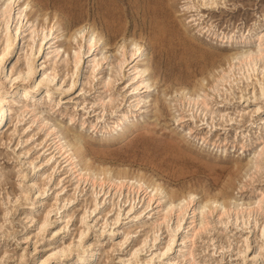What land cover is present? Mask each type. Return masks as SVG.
I'll return each instance as SVG.
<instances>
[{
    "label": "rangeland",
    "instance_id": "1",
    "mask_svg": "<svg viewBox=\"0 0 264 264\" xmlns=\"http://www.w3.org/2000/svg\"><path fill=\"white\" fill-rule=\"evenodd\" d=\"M27 1L23 36L0 66V97L20 100L0 128V264H264L263 218L248 207L264 191L261 162L250 161L264 140V75L230 58L245 51L236 37L264 23V0ZM29 20L52 26L67 61H53L49 39L30 55L29 76L12 83L10 68L17 72L29 56ZM78 25L94 26L107 44L84 54L72 73L65 37ZM131 41L143 46L146 92L131 89ZM119 44L128 57L118 70ZM106 54L92 69L93 56ZM52 69L45 100L40 76ZM38 80V91L11 96ZM105 175H126L120 191L118 177ZM133 177L140 188L128 189ZM157 184L165 195L148 201ZM188 194L173 231L178 206L166 219L162 207ZM212 196V210L192 213ZM227 202L238 211H224Z\"/></svg>",
    "mask_w": 264,
    "mask_h": 264
},
{
    "label": "bare ground",
    "instance_id": "2",
    "mask_svg": "<svg viewBox=\"0 0 264 264\" xmlns=\"http://www.w3.org/2000/svg\"><path fill=\"white\" fill-rule=\"evenodd\" d=\"M18 1L19 0H12V7L9 9L8 14H5L3 11H0V15L2 17L0 19V34L2 37L1 42H0V55H2L4 57L3 60H0V66H2L3 69H4V66L6 67V60L9 56L10 52L12 51V48L14 47V45L16 43L19 42V37L22 38V36H23L24 30H23L22 21L24 19H25V22L28 21L26 9L29 8V5H28L29 1L22 0L21 3H19ZM6 2H7V0H1L0 9H2L3 4ZM14 5H18V8L16 9V11H14ZM12 21H14L13 28H11V24H10V22H12ZM29 23H30V25H29V32H28V37H27L28 40L26 42V46L28 48V55L29 56H24L23 66L21 68H19L17 70V72H12V69L10 68L9 73L11 74V76L16 74L13 77H10V82H12L13 80L19 79V78L29 76V74L32 70V67L30 66V64L28 62L30 55L35 54L36 52L38 53L40 51V49L45 46V43L49 39H50V41H49L47 48L51 47L50 52L53 53L52 54L53 61L55 62L56 59H57V61H59L61 59L64 62L67 61V58H63V54L66 53V50L59 43H57V40H58L57 38L59 35L57 33H54V31H52V26H50L45 31L46 26L40 25L39 28H36L34 26V23L31 20H29ZM50 35H51V37L48 38V36H50ZM36 37H38L37 40H36ZM106 42L107 41H104L102 39V36L95 30V27L91 26V25L88 26L87 30H85V26L78 25L72 31H70L67 34V36L65 37V45H66L67 49L71 50V52H72L71 57H70V67L72 69L71 72L75 73V70H76L77 66L79 65L84 54L90 52L96 46H100L99 52H101V50L103 48H105V46L107 44ZM130 44L132 47L128 51V56H129V59H131V61H134V63L127 68L130 70L129 79L132 80V83L130 84L131 89L133 91H135V90L138 91V90L143 89V92H146V91L151 89V86H152V80L151 79L152 78L150 79V71H149L148 65H147L146 61L144 60V57H142L144 55V53L142 52V51H144L143 46L141 44L137 43L136 41H131ZM84 46H85V48H84ZM82 47H83V51H82ZM122 48H123V45L119 44L118 47L116 48V49H119V53H118L119 56H116L114 58V64L116 66V69H118V70L122 67L123 63L125 62V59L128 57V56L127 57L124 56ZM243 53H244V51L237 52V53L231 55L230 58H231V60H233V58H236L239 61V64L241 66L248 68L247 70H250L249 68H251V67L249 65V61L244 57ZM107 58H108L107 54L102 55L100 58L93 56V58H92V62H93L92 63V69H94V67H96L98 65H102V62L105 61ZM238 61H237V63H238ZM13 67H14V65L12 66V68ZM238 67H240V66H238ZM241 69H243V68H241ZM54 77H55L54 69H52L49 73L43 72L42 75L40 76V80H43V79L47 80L41 86L42 87L41 91L43 92V96L46 97L45 100H47L49 98V95L51 94L50 83L52 82ZM223 77L224 76L221 74V76L217 77L216 80H219L220 78H223ZM40 80H38V82L35 84L33 82H31V84H29V85L25 84L21 88L16 87L15 89L11 90V93H10L11 96L12 97L16 96V97L22 98V97H25L27 94H29L30 93L29 91H38V88H39L38 83L40 82ZM102 80H101L102 82L105 81L104 79H102ZM214 84H215V82H214ZM189 98H190V100H194V102H195V100H197V98L194 96L189 95ZM15 101L17 103L20 102V100H15ZM15 101L13 99H6L5 100L2 96L0 97V128H1L2 124L4 123V121L6 120L7 116L11 113V108H10V104H12L11 102H15ZM201 104L204 106V108H206L205 101L203 99H201ZM25 105L26 104L21 103V105H19V107H22ZM34 109H35V105L34 104L30 105L29 110L32 111ZM69 144L70 143H67V145H69ZM62 148H63V146L60 145L59 150H61ZM64 152H65V150L63 151V153ZM65 157H67V159L70 160V156L66 155ZM103 172H104V170H103ZM79 174H81L80 171H79ZM111 177H118V180L116 183V186L118 188H116V189H117V191H120L121 187L124 184L123 183L124 180H122V179H124L126 177V175H118V176L115 175V176L107 177L106 179L110 180ZM120 177H123V178H120ZM92 178H93V176H92ZM131 179H132V181H130V183L128 185V189L131 186H133V188L135 187L136 189H138L144 183L142 181L140 182V180L136 177H133ZM148 186H149V184H145L144 188L146 189ZM152 189H153L154 193L150 192L148 194V201H150L152 199L153 195H155L156 193H158V194L161 193L160 197L165 195L164 190L158 184L154 185V187H152L150 190L152 191ZM192 196H191V194H188L186 198H180L177 202H174L173 199H171V200H169V202L167 204H165V206L162 207V209L164 210L162 213V218L166 219V218H169L170 212L172 211L173 207L178 206L176 209L175 224L172 227L173 231H176L177 228L180 226V221L183 217L184 210L189 205V203H191V201L193 200ZM189 197H191V199H189ZM148 201H147V205H148ZM217 201H218L217 197H215V196L207 197L206 199H203L200 202V204L193 207L192 213H194V211L196 209H200V211H201V209L203 207H205V206L207 207V204L209 205L208 210H212L214 208V206L211 207V204L213 205V203H216ZM225 205L223 204L222 206H223V210L226 212L230 211V210L238 211L237 206H230L228 202ZM193 219L194 218L191 217L190 222ZM41 224L43 225V222ZM201 224L202 223L200 221L198 223V225L195 224V227H194V225H192L193 231H197L198 229H200ZM262 229H264V218L262 219L261 223L258 226L259 236L261 237V241H262L261 243H262V246H264V237L261 236V230ZM82 232L83 231L81 230L80 233H82ZM170 240L172 241V238H168V240L165 241V243L162 247L163 249L161 251L162 254L165 253V248L170 247ZM64 250L65 249H62V251H60L58 256L63 255L65 252ZM91 255L92 254L90 253L88 255L89 256L88 258H90ZM43 260H41V261H43ZM84 260H85V258L83 257V255H80V256L78 255V261H77L78 263H81Z\"/></svg>",
    "mask_w": 264,
    "mask_h": 264
},
{
    "label": "snow or ice",
    "instance_id": "3",
    "mask_svg": "<svg viewBox=\"0 0 264 264\" xmlns=\"http://www.w3.org/2000/svg\"><path fill=\"white\" fill-rule=\"evenodd\" d=\"M12 7V0H7L6 3L3 4L2 9L5 14H8L9 9ZM237 39V47L244 48L245 51L243 53L244 57L249 61V65L251 68H257V70L264 75V68L259 67V65L264 64V23H261L257 28L255 26L251 27L248 32L243 33L236 37ZM3 56L0 55V60H3ZM261 98L264 99V87L261 89ZM257 111H261V109H257ZM262 137H264V132L261 133ZM241 151H243V146L241 147ZM259 158L261 162V167L259 168L261 183L260 187L264 189V140L260 142L259 151L253 150V156L250 157V161ZM254 167V171H255ZM191 199V197H189ZM249 211L253 208L259 210L260 218H264V191L258 194V198L254 199V203L249 204ZM205 214V210L201 209V216L203 217ZM201 228H203V224H201ZM261 236L264 237V229L261 230ZM173 240L175 237L172 238ZM194 239V237H193ZM170 240V244H171ZM183 243V241H181ZM172 251V249L165 248V253ZM261 251L264 252V247L261 248Z\"/></svg>",
    "mask_w": 264,
    "mask_h": 264
}]
</instances>
